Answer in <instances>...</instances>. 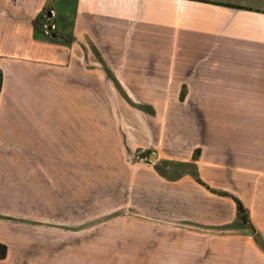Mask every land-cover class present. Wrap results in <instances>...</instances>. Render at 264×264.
<instances>
[{"label": "crops", "instance_id": "0c3cea01", "mask_svg": "<svg viewBox=\"0 0 264 264\" xmlns=\"http://www.w3.org/2000/svg\"><path fill=\"white\" fill-rule=\"evenodd\" d=\"M52 1L0 0V264H264V0H76L59 43ZM103 109L142 116L108 143L154 151L156 184L50 181L100 153Z\"/></svg>", "mask_w": 264, "mask_h": 264}, {"label": "rangeland", "instance_id": "374dc122", "mask_svg": "<svg viewBox=\"0 0 264 264\" xmlns=\"http://www.w3.org/2000/svg\"><path fill=\"white\" fill-rule=\"evenodd\" d=\"M76 0H53L50 3V18L55 23L51 26L54 28L50 31L51 38L57 39L63 37L66 40L72 38L73 35V18L76 14ZM56 34V35H53ZM132 101V100H130ZM87 115L93 116L94 110H87ZM91 112V114H90ZM103 116V124L106 121L117 120L115 125H103V141L101 142V151L94 155L93 151L84 149H74L73 147H64V157L50 158L54 165L63 164V173L50 172V181L76 182L77 180L94 181L100 183V196L109 193V197L119 199L122 197L120 192L116 191L117 183H125L128 181L139 183H154L155 176L146 172L145 168L151 164L147 154L154 153L149 150L144 152L142 150H133L134 139L129 136V140L124 135L121 143L116 144L117 149L114 148V143L109 145V140L113 139V135L109 133L108 128L116 130L125 134L135 133L141 140V132L135 131L141 128L142 116L127 110L111 111L110 109H103L101 111ZM79 111L74 108H66V115L77 116ZM109 121V123H110ZM135 127V129H133ZM131 135V134H130ZM66 138V136H65ZM70 143L75 144L79 139L77 135H71ZM132 141V142H131ZM146 154V157L141 154ZM143 154V155H144ZM152 160V159H151ZM155 160V159H154ZM155 162V161H154ZM153 163V161H152ZM138 194V193H137ZM122 213V212H121ZM105 226V223L99 224L98 228Z\"/></svg>", "mask_w": 264, "mask_h": 264}, {"label": "trees", "instance_id": "16d2710c", "mask_svg": "<svg viewBox=\"0 0 264 264\" xmlns=\"http://www.w3.org/2000/svg\"><path fill=\"white\" fill-rule=\"evenodd\" d=\"M53 10L50 9V6L46 7L42 13L39 15L37 22L35 24V32H36V37L37 38H42L44 40H50L51 42H58L59 43V38L57 39H53L51 38L50 34L46 33V26L48 25H52L55 23L53 22V20L48 16V11ZM1 74H0V88H1ZM185 98V91L182 92L181 94V99L184 100ZM199 183L203 184V186L207 187L209 190H211L213 193H216V195H220V196H228L227 193L224 192H216V190L211 189L210 187H208L205 183H203L200 179L198 180ZM236 204H237V214H238V219L239 221H244L243 219H245L246 221H248V212L247 210L244 208L245 206L243 205V203L236 199L234 197ZM245 217V218H243ZM260 245L262 246V250L264 252V244L260 243ZM7 253V247L3 244H0V259H4Z\"/></svg>", "mask_w": 264, "mask_h": 264}, {"label": "built area", "instance_id": "2783aa9c", "mask_svg": "<svg viewBox=\"0 0 264 264\" xmlns=\"http://www.w3.org/2000/svg\"><path fill=\"white\" fill-rule=\"evenodd\" d=\"M54 28V26L48 25L46 26V32L50 34V31Z\"/></svg>", "mask_w": 264, "mask_h": 264}, {"label": "water", "instance_id": "95a60500", "mask_svg": "<svg viewBox=\"0 0 264 264\" xmlns=\"http://www.w3.org/2000/svg\"><path fill=\"white\" fill-rule=\"evenodd\" d=\"M54 35H55V34H54ZM144 156H145V154H144ZM150 158H151V159H155V158H156V157H155V154H151V155H150Z\"/></svg>", "mask_w": 264, "mask_h": 264}]
</instances>
